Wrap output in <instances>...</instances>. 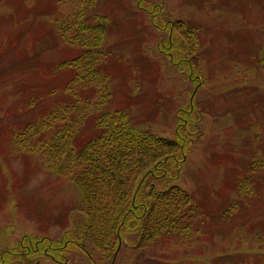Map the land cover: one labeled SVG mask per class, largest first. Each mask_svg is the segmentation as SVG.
<instances>
[{
	"label": "rangeland",
	"instance_id": "obj_1",
	"mask_svg": "<svg viewBox=\"0 0 264 264\" xmlns=\"http://www.w3.org/2000/svg\"><path fill=\"white\" fill-rule=\"evenodd\" d=\"M97 45L101 76L70 84L61 63ZM119 110L183 140L143 192L187 190L190 234L144 247V218L119 227L133 197L114 230L86 231L79 173L49 154L76 119L81 147ZM44 122L20 147L16 134ZM0 264H264V0H0Z\"/></svg>",
	"mask_w": 264,
	"mask_h": 264
},
{
	"label": "trees",
	"instance_id": "obj_2",
	"mask_svg": "<svg viewBox=\"0 0 264 264\" xmlns=\"http://www.w3.org/2000/svg\"><path fill=\"white\" fill-rule=\"evenodd\" d=\"M178 24L184 23L176 24L180 30L185 28L184 25ZM84 25L83 23L81 25L82 33H86L87 30ZM185 34L190 35L191 31L186 29ZM193 37L190 39L192 41L190 45L192 50L194 49L192 54H195L199 42L195 34ZM98 42L100 45L101 41ZM99 45L87 47V50L76 59L61 63L60 68L75 69L76 73L70 84L93 79L92 75L95 78L101 76L96 63H93ZM69 107L67 106V109ZM45 123L39 126H34L32 123L26 125L16 134L19 146L24 148L28 139L47 132L48 129L43 130L48 125ZM80 124L79 119L68 126L65 124L64 127L67 126L68 132L61 143L55 145V148L51 147L54 150L49 157L53 161L64 160L65 163L73 165L79 173L76 181L83 191L87 205L89 219L87 232L93 237H98L110 228L114 230L121 214L130 205V197H133L131 200L133 208L127 211L119 227L121 230L127 226L131 218L130 223L138 220L141 224L140 219L144 218V223L141 224L143 230L140 231V240L144 247L153 246L173 234L182 237L191 233L195 226L194 204L193 197L187 190L174 185L159 191L151 189L152 191L145 197L143 192L148 177L153 176V173L167 177L171 173L170 163H178V159L184 157L186 147L183 140L174 141L137 128L130 122L128 115L119 110L100 115L96 123V136L78 147L74 145V141L82 129ZM144 173L148 174L143 175ZM175 173V179H178L179 174L177 171ZM247 184H249L247 181H243V187ZM104 216L106 218L101 222ZM118 236L120 241L121 233H118ZM66 244L63 249H67L71 244L76 245L72 241ZM30 248V254L40 252V248L34 250L32 245ZM47 249L54 251L49 246Z\"/></svg>",
	"mask_w": 264,
	"mask_h": 264
},
{
	"label": "flooded vegetation",
	"instance_id": "obj_3",
	"mask_svg": "<svg viewBox=\"0 0 264 264\" xmlns=\"http://www.w3.org/2000/svg\"><path fill=\"white\" fill-rule=\"evenodd\" d=\"M52 255V254H51Z\"/></svg>",
	"mask_w": 264,
	"mask_h": 264
}]
</instances>
